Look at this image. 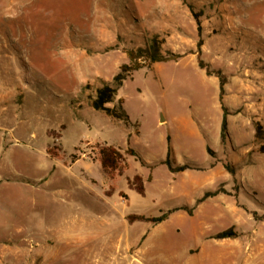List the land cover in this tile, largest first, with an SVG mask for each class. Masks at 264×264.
Wrapping results in <instances>:
<instances>
[{"label":"rangeland","instance_id":"1","mask_svg":"<svg viewBox=\"0 0 264 264\" xmlns=\"http://www.w3.org/2000/svg\"><path fill=\"white\" fill-rule=\"evenodd\" d=\"M154 37L163 54L183 58L124 83L108 107L122 99L131 124L95 111L91 99L130 64L127 52ZM201 40V60L227 79L223 150L221 80L200 68ZM260 80L264 0H0V264H29L39 241L52 242V264H96L89 249L125 247L129 236L120 256L141 257L133 264H264V155L255 137L264 93L247 104L239 95ZM167 136L175 161L200 170L159 165ZM105 147L133 148L148 165L124 154L108 176ZM220 188L227 194L198 203ZM168 212L158 225L134 219ZM229 230L235 238L217 239Z\"/></svg>","mask_w":264,"mask_h":264},{"label":"trees","instance_id":"2","mask_svg":"<svg viewBox=\"0 0 264 264\" xmlns=\"http://www.w3.org/2000/svg\"><path fill=\"white\" fill-rule=\"evenodd\" d=\"M199 33H202L201 25L198 23ZM163 41L158 38H152L145 47L139 48L137 50L128 51V57L130 60L129 65H123L121 67L120 73L114 77L111 84H105L103 87L96 91L95 97L91 99V107L98 112L105 114L107 117L122 122L124 125L129 126L131 124L130 117L124 108V101L122 99L118 100V105L114 108L108 107L110 104H114L118 99L119 90L124 86V83L131 79L135 72L143 69H151L155 64H165L169 62H177L182 59L183 56L179 54L168 53L163 54L162 46ZM203 42L199 43V66L202 70H206L208 76H216L220 78V103L223 111V121L221 126V143L226 146L230 143V132H229V122L228 116L230 115L229 109L224 105L225 96V86L227 84V79L220 70H212L208 64L201 60V48ZM256 140L261 143L260 153L264 155V127L260 124H256ZM209 156L212 159L216 158V153L211 149H207ZM126 156L135 157L142 164L148 165L141 155L133 148H129L124 153ZM124 154L116 150L114 147H105L101 150V165L103 170L108 176H112L113 173L119 169L121 163L125 159ZM174 149L171 143L170 137L168 138V154L167 158L159 161V165L166 166L172 174L184 173L190 170H200L199 165L196 164H179L175 161ZM225 169L232 175H235V169L232 165L225 164ZM138 192L142 194L144 189L142 187L138 188ZM222 194H227L221 188L213 191L206 192L204 197L198 201V203H203L207 199L217 198ZM180 210L188 212L192 216L194 209H189L187 207L181 208ZM175 210L174 212L180 211ZM174 212L163 213L157 218H144V217H134L135 220L153 223L158 225L166 221L169 216ZM236 234L233 230L223 232L217 236L218 240L232 239L235 238Z\"/></svg>","mask_w":264,"mask_h":264},{"label":"crops","instance_id":"3","mask_svg":"<svg viewBox=\"0 0 264 264\" xmlns=\"http://www.w3.org/2000/svg\"><path fill=\"white\" fill-rule=\"evenodd\" d=\"M256 87V88H255ZM255 87L251 89V87L247 84H243L242 87L239 90V95L241 96V101L244 104L250 103V99L253 100L254 96H261L264 93L263 87H264V80H260L257 84H255ZM251 93V94H250ZM251 106V105H249ZM223 121V118H222ZM168 122L167 117L165 116V114L163 112H161V121L159 122V124H166ZM247 125V122H245ZM222 126V123H221ZM231 128V125H230ZM219 135V140H220V145L222 146V150H223V145L221 143V127L219 129V133H217L216 138H218ZM170 137L171 139V143H173V137L172 136H167V143H168V138ZM210 148L209 146L207 147V149ZM167 158V157H166ZM165 158V159H166ZM164 160V159H163ZM108 181H110L109 178H106ZM153 238V235H150L149 238L146 241V244L148 241H150ZM159 238V237H157ZM155 237V239H157ZM55 244V243H54ZM45 245V249L43 250L44 252L47 251V255L42 257V254H39L37 256H33L34 252L36 249H41L42 246ZM49 245H52L51 241H47V242H36L35 246H33V250L30 252L29 257V264H37L39 261L43 260V264H52V255L53 252L51 253L49 251ZM58 246V245H57ZM132 247V243H131V236H129V239L127 241V244L124 246L120 245V243L118 242L112 249H109L108 246L103 245L101 248L100 252H95V249H89L93 254L91 259L94 260V262L96 264L98 263H102L105 262L107 264H133V262H137V263H141V257H134L133 260L131 258V256L127 255V256H120V253L124 252V254H126ZM51 250V248H50ZM53 250V249H52ZM108 250H111V252H115L113 253H109L107 252ZM62 252V250L60 251ZM141 250H139V255H141ZM55 258L58 257L57 255H54ZM236 257H238L237 255H234ZM242 258V255H239Z\"/></svg>","mask_w":264,"mask_h":264},{"label":"bare ground","instance_id":"4","mask_svg":"<svg viewBox=\"0 0 264 264\" xmlns=\"http://www.w3.org/2000/svg\"><path fill=\"white\" fill-rule=\"evenodd\" d=\"M18 6H19V9L22 11V10L26 9L29 5H27L26 1H23V4L19 3ZM22 15H23V13H22Z\"/></svg>","mask_w":264,"mask_h":264}]
</instances>
